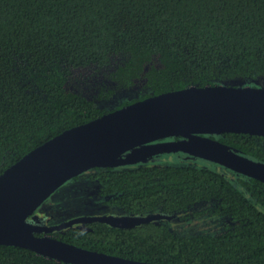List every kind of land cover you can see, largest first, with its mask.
<instances>
[{"label":"trees","instance_id":"trees-1","mask_svg":"<svg viewBox=\"0 0 264 264\" xmlns=\"http://www.w3.org/2000/svg\"><path fill=\"white\" fill-rule=\"evenodd\" d=\"M222 84L264 86V0H0V175L109 112ZM210 137L264 163L263 136ZM197 159L164 153L89 169L44 200L38 223L164 214L174 217L128 228L90 221L48 235L153 264H264V182ZM202 218L218 225L194 233L171 225ZM0 264L66 263L0 245Z\"/></svg>","mask_w":264,"mask_h":264},{"label":"water","instance_id":"water-1","mask_svg":"<svg viewBox=\"0 0 264 264\" xmlns=\"http://www.w3.org/2000/svg\"><path fill=\"white\" fill-rule=\"evenodd\" d=\"M225 133L264 137V86L190 87L66 130L0 175V245L28 248L66 264H153L80 248L48 234L90 221L128 228L174 216L88 215L47 226L38 223L35 211L66 181L89 169L147 162L164 153L183 152L264 182L263 162L210 137ZM171 137L182 139L158 142Z\"/></svg>","mask_w":264,"mask_h":264},{"label":"rangeland","instance_id":"rangeland-1","mask_svg":"<svg viewBox=\"0 0 264 264\" xmlns=\"http://www.w3.org/2000/svg\"><path fill=\"white\" fill-rule=\"evenodd\" d=\"M78 82V81H77ZM77 82H74V81H72L71 82V88L73 89V90H75L76 92H83L82 90V88H80V87H82L83 86V84H81V83H77ZM80 86V87H79ZM86 89H84V91H85ZM166 157V156H165ZM171 157L173 158V159H175L174 157H173V154L171 155ZM170 157V158H171ZM166 160H168V158H166L165 159V161ZM196 161H198V162H206V163H211V161H209V160H206V159H201V158H198ZM212 163H214V162H212ZM215 164V163H214ZM221 166V165H220ZM64 185V184H63ZM63 185L61 186V187H63ZM83 203L81 202V201H78V202H76V210H75V212H76V215H79V214H82V213H78V210H79V207L82 205ZM108 211H110V210H108ZM111 212V211H110ZM112 215H114V214H112ZM171 225H172V227L173 228H175V229H179V230H181V231H186V232H188V233H194V232H198L199 230H207V229H215L216 228V225H218V223L216 222V221H213V220H211V219H206V218H202L201 220H197V221H190V222H180V221H178V220H176V221H173L172 223H171Z\"/></svg>","mask_w":264,"mask_h":264}]
</instances>
